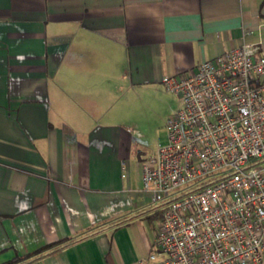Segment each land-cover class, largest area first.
I'll return each mask as SVG.
<instances>
[{"label": "crops", "instance_id": "obj_1", "mask_svg": "<svg viewBox=\"0 0 264 264\" xmlns=\"http://www.w3.org/2000/svg\"><path fill=\"white\" fill-rule=\"evenodd\" d=\"M244 43L264 54V0H0V264L144 257L126 233L144 157L105 113L112 74L161 84Z\"/></svg>", "mask_w": 264, "mask_h": 264}, {"label": "built area", "instance_id": "obj_2", "mask_svg": "<svg viewBox=\"0 0 264 264\" xmlns=\"http://www.w3.org/2000/svg\"><path fill=\"white\" fill-rule=\"evenodd\" d=\"M244 43L177 74L166 142L140 164L163 205L133 264H259L264 251V54Z\"/></svg>", "mask_w": 264, "mask_h": 264}, {"label": "rangeland", "instance_id": "obj_3", "mask_svg": "<svg viewBox=\"0 0 264 264\" xmlns=\"http://www.w3.org/2000/svg\"><path fill=\"white\" fill-rule=\"evenodd\" d=\"M115 75L112 74V86L109 90V106L105 113H109V122L115 128H120L131 139L129 149L136 146L137 155L149 156L157 146L166 142L165 122L167 117L180 108L178 96L166 90L162 84L132 85L123 84L114 86ZM137 203L142 213L136 217L134 225L126 227V233L137 250L151 247L156 228L155 221H145L142 215H153L160 212L163 205L153 204L147 195L140 191ZM143 250V251H144ZM142 251V252H143Z\"/></svg>", "mask_w": 264, "mask_h": 264}, {"label": "trees", "instance_id": "obj_4", "mask_svg": "<svg viewBox=\"0 0 264 264\" xmlns=\"http://www.w3.org/2000/svg\"><path fill=\"white\" fill-rule=\"evenodd\" d=\"M160 213H161V211L160 212H157L156 213V217H160ZM28 257V256H27ZM17 262V258H13L10 262H8L7 264H14V263H16Z\"/></svg>", "mask_w": 264, "mask_h": 264}, {"label": "water", "instance_id": "obj_5", "mask_svg": "<svg viewBox=\"0 0 264 264\" xmlns=\"http://www.w3.org/2000/svg\"><path fill=\"white\" fill-rule=\"evenodd\" d=\"M48 251H51V250H47V251H45V252H43V253H46V252H48Z\"/></svg>", "mask_w": 264, "mask_h": 264}]
</instances>
